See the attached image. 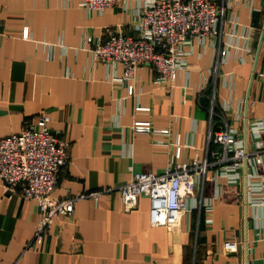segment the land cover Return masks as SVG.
Wrapping results in <instances>:
<instances>
[{"label":"crops","instance_id":"obj_1","mask_svg":"<svg viewBox=\"0 0 264 264\" xmlns=\"http://www.w3.org/2000/svg\"><path fill=\"white\" fill-rule=\"evenodd\" d=\"M78 3L0 0V138L47 112L69 158L51 195L79 197L72 215L54 216L42 243L29 244L36 201L0 187V264H264V206L246 204L243 183L206 181L200 207L183 212L172 228L150 225L144 196L124 212L119 194L134 172L203 159L209 113L202 97L214 90L218 105L226 102L230 78L233 99L245 100L264 0H216L225 21L237 24L226 61L217 58L224 35L205 45L193 37L187 68L164 84L149 66L122 80L121 64L94 61L84 46L83 37L96 41L109 26L134 35L136 0H120L102 14ZM246 42L253 53L243 49ZM258 61L247 118L264 124V35ZM145 123L151 131L135 130ZM199 200L186 199V208ZM227 240L237 248L225 252Z\"/></svg>","mask_w":264,"mask_h":264},{"label":"built area","instance_id":"obj_2","mask_svg":"<svg viewBox=\"0 0 264 264\" xmlns=\"http://www.w3.org/2000/svg\"><path fill=\"white\" fill-rule=\"evenodd\" d=\"M120 0H79V5L89 12L104 13ZM137 7L131 32L121 25L103 29L96 41L83 37L84 46L94 61L106 65L121 64L122 80L128 81L142 66L153 68L157 83L173 82L180 70L188 66L192 54V39L202 45L225 36L217 51V58L226 61L227 53L236 37L232 25L224 19V7L216 0H136ZM229 25V27H226ZM252 28V27H251ZM27 29L23 36L27 37ZM246 39H249L247 37ZM243 49L253 53L246 42ZM218 60V59H217ZM129 93L132 87H129ZM208 129L205 153L189 163H171L156 173L134 172L130 180L119 188L124 212L133 211L138 199L149 201L151 226L174 227L183 212L200 207L206 181L225 179L229 185L243 183L246 204L264 206V124L260 119H248L246 102L234 100L232 85L228 82L226 102L218 105L215 91L206 95ZM246 113V115H245ZM245 120V128H244ZM49 114L43 112L33 124H28L18 133L0 138V187L8 194H18L24 200H35L39 219L29 244L43 241L54 216H70L79 197L58 199L51 195L57 184L59 169L67 164V142L60 138V131L52 130ZM136 131H151L148 123L136 125ZM167 132V131H161ZM179 157V149L175 158ZM212 169L213 173H206ZM258 181L251 182L252 179ZM197 199L198 204L186 208V199ZM205 209L210 210V205ZM223 250L237 248L234 241H224Z\"/></svg>","mask_w":264,"mask_h":264},{"label":"water","instance_id":"obj_3","mask_svg":"<svg viewBox=\"0 0 264 264\" xmlns=\"http://www.w3.org/2000/svg\"><path fill=\"white\" fill-rule=\"evenodd\" d=\"M263 35H264V19H263V24H262L261 31H260V34H259V39H258V42H257L255 56H254V59H253L252 72H251L250 81H249V84H248V87H247V93H246V102H247V99H248L250 82L252 80V77H253V74H254V71H255V67H256V64H257V60H258V57H259V52H260V48H261V44H262V40H263ZM245 115H246V113H245ZM243 126L245 128V120H244V125Z\"/></svg>","mask_w":264,"mask_h":264},{"label":"rangeland","instance_id":"obj_4","mask_svg":"<svg viewBox=\"0 0 264 264\" xmlns=\"http://www.w3.org/2000/svg\"><path fill=\"white\" fill-rule=\"evenodd\" d=\"M78 5H79V3H78ZM80 6V5H79ZM81 7V6H80ZM82 8V7H81ZM84 9V8H83ZM263 15H264V13H263ZM260 28H261V25H260ZM258 29V35H259V33H260V31H261V29ZM258 35H257V37H258ZM254 56H255V54H254ZM97 62H100V61H97ZM257 62H259L258 60H257ZM103 63V62H102ZM256 66H257V64H256ZM255 71H256V67H255ZM254 71V72H255ZM122 74H123V72H122Z\"/></svg>","mask_w":264,"mask_h":264},{"label":"trees","instance_id":"obj_5","mask_svg":"<svg viewBox=\"0 0 264 264\" xmlns=\"http://www.w3.org/2000/svg\"><path fill=\"white\" fill-rule=\"evenodd\" d=\"M207 94H208V93H207ZM207 94H205V95L202 97V99L204 100L203 102H205L204 104H206V105H207V101H208V100L206 99V95H207Z\"/></svg>","mask_w":264,"mask_h":264}]
</instances>
